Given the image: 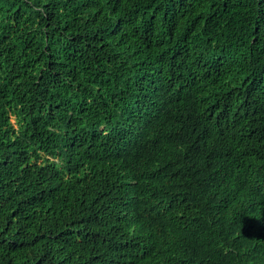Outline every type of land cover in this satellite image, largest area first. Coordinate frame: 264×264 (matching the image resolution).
<instances>
[{
    "label": "trees",
    "instance_id": "obj_1",
    "mask_svg": "<svg viewBox=\"0 0 264 264\" xmlns=\"http://www.w3.org/2000/svg\"><path fill=\"white\" fill-rule=\"evenodd\" d=\"M162 59L188 92L103 183L65 119ZM0 264H264V0H0Z\"/></svg>",
    "mask_w": 264,
    "mask_h": 264
},
{
    "label": "clouds",
    "instance_id": "obj_2",
    "mask_svg": "<svg viewBox=\"0 0 264 264\" xmlns=\"http://www.w3.org/2000/svg\"><path fill=\"white\" fill-rule=\"evenodd\" d=\"M162 72L159 74L165 80L154 84L137 85L136 89L128 92L125 98L120 99L116 103L113 100L109 106L103 111L99 118L89 121L86 119V114L90 111L91 106H84L82 110L72 117L76 119L71 122L65 119L70 127V132H74L77 137L93 136L99 144L104 148L106 159H103V166L96 165V168H89L88 172L99 177L103 183H109L116 179L114 171L106 170L111 164L113 156L122 150H130L131 152H140L141 144L149 139L151 129L158 123V118L162 113L166 114L169 105L172 103L173 96H180L182 92H188L182 89H173L170 81L172 80V70H178L179 63L176 59L160 60ZM167 72L168 76H164L163 72ZM26 77H31L25 72ZM170 76V77H169ZM18 98L15 96L13 99ZM20 117L14 113L6 114L8 124V136L12 130L19 131ZM57 125L55 133L67 135V129ZM40 162V161H39ZM146 166V165H145ZM147 171L152 173V170L147 167Z\"/></svg>",
    "mask_w": 264,
    "mask_h": 264
},
{
    "label": "bare ground",
    "instance_id": "obj_3",
    "mask_svg": "<svg viewBox=\"0 0 264 264\" xmlns=\"http://www.w3.org/2000/svg\"><path fill=\"white\" fill-rule=\"evenodd\" d=\"M83 33V32H82ZM92 150V149H91Z\"/></svg>",
    "mask_w": 264,
    "mask_h": 264
}]
</instances>
